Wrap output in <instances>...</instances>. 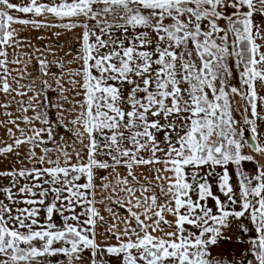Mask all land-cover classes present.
Wrapping results in <instances>:
<instances>
[{
  "label": "snow or ice",
  "instance_id": "snow-or-ice-1",
  "mask_svg": "<svg viewBox=\"0 0 264 264\" xmlns=\"http://www.w3.org/2000/svg\"><path fill=\"white\" fill-rule=\"evenodd\" d=\"M0 133V264H264V0H0Z\"/></svg>",
  "mask_w": 264,
  "mask_h": 264
},
{
  "label": "crops",
  "instance_id": "crops-1",
  "mask_svg": "<svg viewBox=\"0 0 264 264\" xmlns=\"http://www.w3.org/2000/svg\"><path fill=\"white\" fill-rule=\"evenodd\" d=\"M15 15H18V14H15ZM25 34H27V33H25ZM31 35L35 36V35H37V33L36 32H32ZM71 35L72 34H67V35H64V36L60 37L61 43L64 44V51H68L69 47H71V43H70V40H69V37ZM50 96L52 97V100L55 101L57 93L51 92ZM49 118L51 120H53V121H55L57 119V110L56 109H54V108H50L49 109ZM0 135H2V133H0ZM4 166L5 165L3 163H0V168H3ZM227 246H229V248L233 249V254H236L240 250L239 245H236V244H225L223 246V248L218 250V252H224V251L226 252L227 249H229V248H227Z\"/></svg>",
  "mask_w": 264,
  "mask_h": 264
},
{
  "label": "rangeland",
  "instance_id": "rangeland-1",
  "mask_svg": "<svg viewBox=\"0 0 264 264\" xmlns=\"http://www.w3.org/2000/svg\"><path fill=\"white\" fill-rule=\"evenodd\" d=\"M237 118H239V117H237ZM248 167H251V165H248ZM227 248H229V246H227ZM218 250H219V249H218ZM218 250H217V251H218ZM224 252H225V251H224ZM234 253H235V252H234Z\"/></svg>",
  "mask_w": 264,
  "mask_h": 264
}]
</instances>
